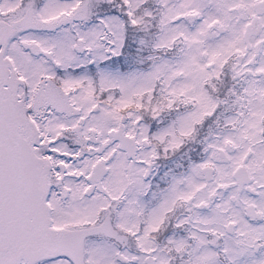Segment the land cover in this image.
Instances as JSON below:
<instances>
[{"label": "snow or ice", "instance_id": "6c2138e0", "mask_svg": "<svg viewBox=\"0 0 264 264\" xmlns=\"http://www.w3.org/2000/svg\"><path fill=\"white\" fill-rule=\"evenodd\" d=\"M0 264H264V0H0Z\"/></svg>", "mask_w": 264, "mask_h": 264}]
</instances>
